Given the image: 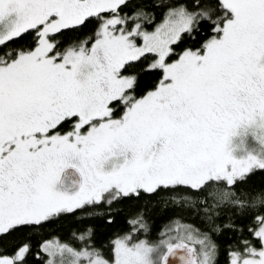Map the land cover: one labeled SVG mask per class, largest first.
Masks as SVG:
<instances>
[{"label":"snow or ice","instance_id":"obj_1","mask_svg":"<svg viewBox=\"0 0 264 264\" xmlns=\"http://www.w3.org/2000/svg\"><path fill=\"white\" fill-rule=\"evenodd\" d=\"M249 132L264 0H0V264H264Z\"/></svg>","mask_w":264,"mask_h":264},{"label":"trees","instance_id":"obj_2","mask_svg":"<svg viewBox=\"0 0 264 264\" xmlns=\"http://www.w3.org/2000/svg\"><path fill=\"white\" fill-rule=\"evenodd\" d=\"M257 181L260 179V177L255 178ZM181 223H189L195 225V222L191 220H186V221H181ZM165 225L163 224V219L162 217L157 214L154 216L153 224H152V238H155V236L158 234L159 230L161 227H164ZM168 227H175V223H171L166 225ZM127 226L124 224L123 220H119L111 229H109V232H119L121 229L126 228ZM49 232L52 233V239L55 241L57 238L60 240H64L66 236V232L58 227L52 228L48 230ZM221 243H223L224 238H220ZM221 264H225V257L223 255V252L221 254Z\"/></svg>","mask_w":264,"mask_h":264},{"label":"rangeland","instance_id":"obj_3","mask_svg":"<svg viewBox=\"0 0 264 264\" xmlns=\"http://www.w3.org/2000/svg\"><path fill=\"white\" fill-rule=\"evenodd\" d=\"M252 135V133L250 134ZM256 139L252 135L251 137H247V135H237L232 138L231 147H235L237 149L235 150H240L241 156L247 155L248 153H252V150L254 147H250V143L254 142ZM251 148V149H250ZM257 148V147H256ZM256 148H255V153H256Z\"/></svg>","mask_w":264,"mask_h":264},{"label":"flooded vegetation","instance_id":"obj_4","mask_svg":"<svg viewBox=\"0 0 264 264\" xmlns=\"http://www.w3.org/2000/svg\"><path fill=\"white\" fill-rule=\"evenodd\" d=\"M251 134V132H249V133H247L246 135H247V137H251L252 135H250ZM250 147H254L253 149H251L252 150V153H255V148H256V153L257 154H264V144H261L258 140H255L254 142H252V143H250V145H249ZM231 147V146H230ZM236 147V146H235ZM233 148V147H231L232 148V150H233V153H234V155H236V156H238V157H240L241 156V154H240V150H235V149H237V148Z\"/></svg>","mask_w":264,"mask_h":264},{"label":"water","instance_id":"obj_5","mask_svg":"<svg viewBox=\"0 0 264 264\" xmlns=\"http://www.w3.org/2000/svg\"><path fill=\"white\" fill-rule=\"evenodd\" d=\"M61 187H64V185H60Z\"/></svg>","mask_w":264,"mask_h":264}]
</instances>
